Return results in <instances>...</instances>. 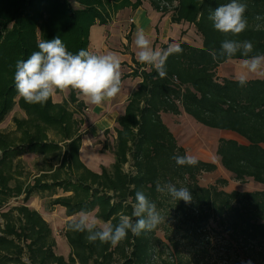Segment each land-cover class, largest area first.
Here are the masks:
<instances>
[{"label": "trees", "instance_id": "trees-1", "mask_svg": "<svg viewBox=\"0 0 264 264\" xmlns=\"http://www.w3.org/2000/svg\"><path fill=\"white\" fill-rule=\"evenodd\" d=\"M74 1L80 7H72L68 0H0V122L16 98L27 115L13 118L15 135L0 131V264H27L25 259L29 264H154L165 243L178 254L187 253L180 264H264V189L225 191L223 178L201 185L200 175L213 172L216 165L197 160L195 166H177L172 156L186 150L162 118L184 112L204 127L237 134L244 142L219 138L216 155L221 166L237 182L251 179L264 184V79H250L240 87L236 79L218 75L217 68L225 61H213L209 54L219 49L221 40L231 38L217 32L208 18L230 0H148L155 10L170 12L173 23L192 24L201 46L179 42L182 52L168 57L164 78L151 66L133 72L141 81L115 120L111 144L112 130L103 132L102 149L112 153L114 161L97 172L80 160L82 120L75 118L69 103H76L79 111L84 105L74 90L62 102L50 99L41 106L27 104L14 86L16 61L36 51L38 41L60 36L69 51L88 50L93 24L106 23L110 12L142 2ZM162 1L170 8L161 7ZM241 2L247 4L249 25L236 38L251 40L255 53H264V19H255L264 17V0ZM50 130L59 141L49 138ZM24 153L41 156L28 171V180L18 177L25 169L19 160ZM158 180L187 187L192 201L158 193ZM137 190L153 200L165 218L157 228L139 236L129 233L113 247L87 242L85 233L68 230L67 221L63 231L70 247L67 259L54 252L48 223L26 205L33 193H46L48 206L64 207L67 216L95 211L101 221L116 223L119 213L131 214ZM21 195L20 204L7 205Z\"/></svg>", "mask_w": 264, "mask_h": 264}, {"label": "clouds", "instance_id": "clouds-1", "mask_svg": "<svg viewBox=\"0 0 264 264\" xmlns=\"http://www.w3.org/2000/svg\"><path fill=\"white\" fill-rule=\"evenodd\" d=\"M247 4L241 0H230L210 12L209 20L213 28L224 35L218 50L211 49L213 61H230L238 55L242 57L236 82L240 87L249 83L250 76L264 77V53H255L251 40L239 37L248 29ZM256 20L264 17L256 16ZM257 28L260 27L258 24ZM136 57L140 64L153 67L161 78L166 76V62L170 55L182 52L179 46L169 45L167 49H154L143 29L137 31L135 40ZM255 53V54H254ZM121 57L115 52L96 54L86 49L76 53L68 50L60 36L40 40L37 50L26 59L15 64L14 86L17 94L30 105L44 106L58 93L74 90L86 104L100 106L114 99L121 91ZM172 159L177 166H195V157L174 154ZM156 191L169 195L173 200L192 201L187 187H177L168 182H156ZM157 208L142 190L135 192V202L131 214L121 212L116 223L103 222L91 212L81 210L78 218L69 221L67 228L76 233H85L89 243L109 244L113 247L131 233L139 236L152 231L164 221Z\"/></svg>", "mask_w": 264, "mask_h": 264}, {"label": "crops", "instance_id": "crops-1", "mask_svg": "<svg viewBox=\"0 0 264 264\" xmlns=\"http://www.w3.org/2000/svg\"><path fill=\"white\" fill-rule=\"evenodd\" d=\"M130 1L134 2V0ZM188 24L189 23L186 22L173 23L170 19V12L164 13L157 11L151 6L148 0H143L138 7L132 8L131 6H126L118 9L116 12L109 14V19L106 23L101 24L96 22L90 27L88 34V51L96 54L115 52L121 57L122 86L120 93L114 99L106 101L100 106L86 104L77 92L74 91L77 100L83 102V111L91 119V122L89 123H92L93 125L88 128V133L82 135L81 149L79 153L80 160L89 169L97 172L100 170L101 165L109 166L114 161L112 153L101 151L102 143L94 144L92 140L95 141L94 137L96 134L115 126L116 118L124 113L125 104L129 95L136 89L138 83L141 81V77L138 75L134 76L133 72L136 70L139 73L141 70H146L150 67L140 64L137 60V49L134 44L137 31L140 29L144 30L154 49H167L169 45L177 46L181 41H186L194 46L200 47L201 39L198 35L196 42L191 41L188 37L189 32L191 33V29L188 30ZM240 63L241 60H230L221 63L217 68L218 75L221 78L227 77L236 79V75L242 71ZM221 67H224L223 69L226 70V73L225 71H221ZM229 67H233L234 71L229 72L227 70ZM255 78L264 79V77L250 76L249 80ZM63 96L62 94H57L52 100L54 102H62L65 99ZM162 118L174 134L177 142L185 149H187L186 147L189 140L182 141L178 135L179 129L182 128L180 126L182 120L184 123H188L191 127H194L198 133L201 132L204 136L203 138H196L195 151H186V153L195 157L196 160L214 163L216 169L213 172H207L209 173V176L217 173L216 175L222 176L221 178L226 179L230 184L232 179L231 175L221 166L219 157L216 155L217 143L220 137L233 138L240 142H244L243 138L230 131H222L204 126L201 127L199 123L194 121L184 112L179 115L162 114ZM176 122L179 123L175 124ZM94 131H97L98 133L95 134ZM25 154L26 153H24L23 156ZM34 155L39 157V155ZM246 182L252 183L254 189H234L241 191L264 189V184L254 182L251 179H248ZM234 189H225V191H231ZM61 194L62 191L58 190V195ZM55 196L57 195H54L53 197ZM49 200L50 197L46 193H33L26 205L29 208L36 210L48 223L51 229V237L55 241L54 252L67 259L70 247L63 236L64 227L67 221L78 218L79 213L67 216L64 207L60 205L48 206ZM21 201L22 195L16 199H11L7 205L14 206L20 204ZM94 213L95 211L91 212L93 216ZM2 225L3 219L0 217V226Z\"/></svg>", "mask_w": 264, "mask_h": 264}, {"label": "rangeland", "instance_id": "rangeland-1", "mask_svg": "<svg viewBox=\"0 0 264 264\" xmlns=\"http://www.w3.org/2000/svg\"><path fill=\"white\" fill-rule=\"evenodd\" d=\"M68 1L70 2V5L72 7H74V8L80 7L78 5V3L75 2L74 0H68ZM131 3H133V2H131ZM110 13H113V12H110ZM187 26H188V30L191 29V33L189 32L188 37L190 38L191 41L196 42L198 36L195 33L193 25L188 24ZM223 68L224 67H221V71H225V73H226V70L223 69ZM227 70L229 72H232V71H234V68L233 67H229ZM70 91L71 90H68V91H65V92H62V93H58V95L59 94L60 95L62 94V96L64 95L63 97H65V99L64 98L63 99L66 100V99H68ZM16 101H17V98H16ZM16 101H15V104L13 105L12 109L10 110V112L7 114V117H5V119L2 122H0V131L1 132H6L8 134L13 135L14 132H15V123H14L13 118L20 119V118L27 117L25 111L22 110L18 106ZM69 108L71 110L75 111V115H74L75 118H77V119L81 118V120H82V125L80 127L82 135L88 133L89 132L88 128H90L91 125H92V123H89V122H91V119L89 118V116L87 114H85L83 109L80 110V111L77 110L76 109L77 108L76 103H69ZM19 109H20V111H19ZM177 118H179V117H177ZM178 123L179 122H176L175 124H178ZM87 125H88V127H87ZM180 126L182 128L179 129V134H178L179 138H181L182 141L189 140L188 141V145L186 147L187 149H185V150L189 151V152L195 151V149H196V143H195L196 138L197 137L203 138L204 135L201 132L198 133L197 130H195L194 127H191L188 123L187 124L184 123L183 120H182V123H181ZM200 126L203 127L202 125H200ZM113 128H114V126L112 128H110V129L112 130ZM103 132L104 131H102L101 133H98L97 131H94L95 134L98 133L94 137L95 141L92 140V142L94 144L102 143V146H103V142L105 141V136H104ZM48 135H49V138L51 140H54V141H59L60 140V136L56 135L52 130L48 131ZM113 138H114V133H113V130H112V133H111V135H110V137L108 139L110 144H111V142H113ZM102 148H101L102 152H107V151L103 150ZM206 149H209V148H206ZM19 158H20L19 160H24L23 164L25 165L26 168L23 170L21 175L18 176V177H20L21 180H26V179L28 180V178H27L28 171L31 169V167L33 166L34 162L40 161L41 157H40V155H39V157H36L34 154L26 153L24 156L22 155V157L20 155ZM17 174L19 175V173H17ZM216 174L209 176V173H202L200 175V177H199V183L201 185H205V186H208L210 184H215L217 182V180L221 179V177H222V176H218ZM218 185L221 186V184H219V183H218ZM221 188H223L224 190L225 189L226 190L227 189H234V188H237V189H254V186L252 185V183H249V182L240 183V182H237V181L231 179L230 184H229V182H227L225 185L221 186ZM165 244H166V246H162V247H164V253L160 257H155V263L154 264H180L179 263L180 259L182 261H185L186 257H188L187 253L184 250L182 251V253L178 254L172 247L170 248L169 245L167 246V243H165Z\"/></svg>", "mask_w": 264, "mask_h": 264}, {"label": "built area", "instance_id": "built-area-1", "mask_svg": "<svg viewBox=\"0 0 264 264\" xmlns=\"http://www.w3.org/2000/svg\"><path fill=\"white\" fill-rule=\"evenodd\" d=\"M160 6H161V7H162V6H165V7H167V8H170V5H169L167 2H164V1L160 2ZM25 262H26L27 264H29L28 260H26V259H25Z\"/></svg>", "mask_w": 264, "mask_h": 264}]
</instances>
